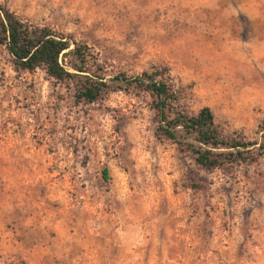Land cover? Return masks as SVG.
I'll list each match as a JSON object with an SVG mask.
<instances>
[{
    "label": "rangeland",
    "instance_id": "374dc122",
    "mask_svg": "<svg viewBox=\"0 0 264 264\" xmlns=\"http://www.w3.org/2000/svg\"><path fill=\"white\" fill-rule=\"evenodd\" d=\"M0 5L87 44L108 77L165 67L176 109L256 143L200 167L155 135L146 93L78 102L0 47V264H264V0Z\"/></svg>",
    "mask_w": 264,
    "mask_h": 264
},
{
    "label": "trees",
    "instance_id": "16d2710c",
    "mask_svg": "<svg viewBox=\"0 0 264 264\" xmlns=\"http://www.w3.org/2000/svg\"><path fill=\"white\" fill-rule=\"evenodd\" d=\"M0 47L16 70L41 69L53 80L74 83L73 94L78 102L91 103L109 91L129 88L146 93L155 114V135L173 143L178 151L188 152L200 167L254 159L252 149L256 143L245 141L242 136L225 137L207 107L194 114L176 109V95L165 67L135 75L116 72L108 77L97 54L87 44L48 26L23 20L3 5H0ZM101 176L107 179L106 169H102Z\"/></svg>",
    "mask_w": 264,
    "mask_h": 264
}]
</instances>
